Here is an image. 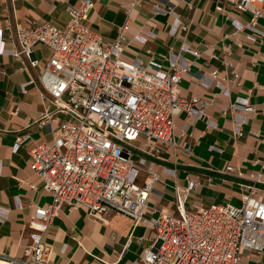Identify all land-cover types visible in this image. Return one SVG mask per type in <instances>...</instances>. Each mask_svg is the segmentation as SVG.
I'll use <instances>...</instances> for the list:
<instances>
[{"label":"crops","instance_id":"obj_1","mask_svg":"<svg viewBox=\"0 0 264 264\" xmlns=\"http://www.w3.org/2000/svg\"><path fill=\"white\" fill-rule=\"evenodd\" d=\"M79 1L0 0V254L23 253L29 242L32 204L52 201L30 168L29 151L34 143L51 140L53 129L67 117L56 112L43 92L39 70L21 69L20 60L12 56V32L35 20L63 26L70 18L66 7ZM92 1L87 23L104 38L115 40L126 21L124 0ZM221 5L225 9L219 11ZM250 18L249 12L234 9L225 0H145L133 11L125 33V55L159 75L178 63L187 66L180 95L209 102L203 113L194 108L176 118V147L160 157L136 153L142 164L160 173L149 199V214L160 210L177 214L176 184H191L189 210L200 203L241 205L247 191L242 183H252L250 174L258 172L255 184L264 199V17L252 27ZM34 55L46 61L50 50L38 44ZM234 71L240 73L238 81L233 80ZM247 103L256 110H242ZM18 135L28 138L20 143ZM227 165L238 171L225 173ZM132 177L143 183L146 173L136 171ZM109 218L106 226L90 219L82 207H63L45 234L53 250L50 264H144L140 257L149 244L150 229L145 224L134 227L130 218L117 212ZM241 260V264H264V251L246 249Z\"/></svg>","mask_w":264,"mask_h":264},{"label":"built area","instance_id":"obj_2","mask_svg":"<svg viewBox=\"0 0 264 264\" xmlns=\"http://www.w3.org/2000/svg\"><path fill=\"white\" fill-rule=\"evenodd\" d=\"M144 1L124 0L126 21L115 40L104 38L87 23L92 0L66 7L70 18L63 26L35 20L12 32V56L20 60L21 69L39 70L43 92L56 112L67 117L53 129L51 140L36 142L29 151L30 168L43 181V190L52 201L32 204L29 242L22 254H0V264H50L53 250L45 234L52 218L65 206L82 207L90 219L106 226L116 212L130 218L134 227L145 224L151 235L140 257L144 264H241L244 250L264 251V199L255 184L260 172L250 174L252 183H242L247 191L241 205L200 203L189 210L186 199L191 184H176L177 214L160 210L151 215L147 210L160 173L133 156L141 152L160 157L166 149L176 147V118L182 112L191 114L194 108L203 113L209 102L180 95L187 66L178 63L159 75L125 55L128 21ZM225 1L249 12L251 27L264 17V0ZM38 44L50 50L46 61L34 55ZM239 77L234 71L233 80ZM241 107L256 110L250 103ZM237 134H242V128ZM27 138L18 135L16 140L22 143ZM136 171L146 173L143 183L133 179ZM237 171L227 165L224 172ZM29 186L36 188L33 182ZM78 243L85 249L82 241ZM93 255L106 263L99 254Z\"/></svg>","mask_w":264,"mask_h":264},{"label":"rangeland","instance_id":"obj_3","mask_svg":"<svg viewBox=\"0 0 264 264\" xmlns=\"http://www.w3.org/2000/svg\"><path fill=\"white\" fill-rule=\"evenodd\" d=\"M133 157L136 159V158H137V157H136V154H135Z\"/></svg>","mask_w":264,"mask_h":264}]
</instances>
